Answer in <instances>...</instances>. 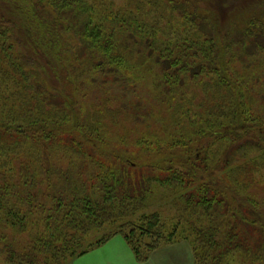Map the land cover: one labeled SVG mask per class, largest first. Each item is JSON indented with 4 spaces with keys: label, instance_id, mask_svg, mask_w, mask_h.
I'll use <instances>...</instances> for the list:
<instances>
[{
    "label": "trees",
    "instance_id": "obj_1",
    "mask_svg": "<svg viewBox=\"0 0 264 264\" xmlns=\"http://www.w3.org/2000/svg\"><path fill=\"white\" fill-rule=\"evenodd\" d=\"M128 1L0 0L3 264H69L117 234L146 262L178 224L127 218L171 198L194 264H264V20L219 32L203 0Z\"/></svg>",
    "mask_w": 264,
    "mask_h": 264
},
{
    "label": "rangeland",
    "instance_id": "obj_2",
    "mask_svg": "<svg viewBox=\"0 0 264 264\" xmlns=\"http://www.w3.org/2000/svg\"><path fill=\"white\" fill-rule=\"evenodd\" d=\"M116 8L122 9L121 5H127L128 0H112ZM264 0H203L201 14L209 15L215 23L218 25L219 32H227L233 30H240L245 28L251 19L264 20ZM66 40L72 44H76L75 37L71 34L65 35ZM48 71V70H47ZM49 76H46L49 87H58V83L54 74L48 72ZM123 133L125 132L122 131ZM121 132V134H123ZM124 135V134H123ZM257 181H260L257 178ZM164 193V190L160 189L156 196ZM256 193L259 196L264 195V181L256 188ZM165 196L166 193H164ZM155 196V197H156ZM173 199H153V201L146 204L142 211L137 212V216L127 218V221L138 220L139 217L157 213L160 216L161 223L163 225V232L169 234L171 228L178 224V234L176 240L179 241L173 246L165 245L156 250L150 259L146 262L138 261L130 247L127 245L124 237L117 234L110 238V242L107 243L99 252H90L86 255L73 258L69 261V264H101L102 261L111 260L112 264H156L157 260H161L163 264L165 259H170L174 264H194V258L191 255V214L188 212L184 214L181 210V205H173ZM264 211V208H262ZM194 221V220H193ZM120 222L116 224H107L99 230H94L84 238V243L93 244L102 239L105 235L112 232L116 226H119ZM176 227V226H175ZM167 228V229H166ZM7 240L11 241L15 247L19 248V245L26 242L27 235H15L10 231L4 232ZM17 248V249H18ZM193 254V253H192ZM4 257L0 255V264H3ZM225 264H260L259 262H253L247 260L240 252L233 254L226 260Z\"/></svg>",
    "mask_w": 264,
    "mask_h": 264
},
{
    "label": "crops",
    "instance_id": "obj_3",
    "mask_svg": "<svg viewBox=\"0 0 264 264\" xmlns=\"http://www.w3.org/2000/svg\"><path fill=\"white\" fill-rule=\"evenodd\" d=\"M110 242V240H108L105 244H103L102 246H100V247H98V248H96L95 250H93L92 252H99L107 243H109ZM177 244V243H176ZM173 245H175V244H173ZM173 245H169V246H173ZM158 250V249H157ZM157 252V251H156ZM154 253V252H153ZM153 253L150 255V257L153 255ZM191 255L193 256V254H192V251H191ZM150 257H149V259H150ZM148 259V260H149ZM111 260L112 259H109V260H106V261H102V263L101 264H112L111 263ZM147 260V261H148ZM161 260H157L156 261V264H158V263H161L160 262ZM163 264H174V262L173 261H170V259H165L164 260V263Z\"/></svg>",
    "mask_w": 264,
    "mask_h": 264
}]
</instances>
